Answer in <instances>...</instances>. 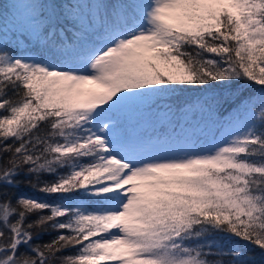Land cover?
I'll use <instances>...</instances> for the list:
<instances>
[{
    "label": "snow or ice",
    "instance_id": "obj_1",
    "mask_svg": "<svg viewBox=\"0 0 264 264\" xmlns=\"http://www.w3.org/2000/svg\"><path fill=\"white\" fill-rule=\"evenodd\" d=\"M4 2L0 264H264V0Z\"/></svg>",
    "mask_w": 264,
    "mask_h": 264
},
{
    "label": "trees",
    "instance_id": "obj_2",
    "mask_svg": "<svg viewBox=\"0 0 264 264\" xmlns=\"http://www.w3.org/2000/svg\"><path fill=\"white\" fill-rule=\"evenodd\" d=\"M15 2V7L17 9H19L21 12H26L27 11V2L28 0H23V1H20V0H14ZM4 8H11L13 7V0H5L4 2ZM23 194H26L30 197H33V198H36V199H51L50 197H47L45 196L42 192H39V191H34L32 190L31 188L27 187V186H23L20 190ZM50 237L45 235L43 237V240L44 241H47ZM253 255H256L255 252L252 253ZM257 258H259L257 256Z\"/></svg>",
    "mask_w": 264,
    "mask_h": 264
},
{
    "label": "rangeland",
    "instance_id": "obj_3",
    "mask_svg": "<svg viewBox=\"0 0 264 264\" xmlns=\"http://www.w3.org/2000/svg\"><path fill=\"white\" fill-rule=\"evenodd\" d=\"M20 1H23V0H20Z\"/></svg>",
    "mask_w": 264,
    "mask_h": 264
}]
</instances>
